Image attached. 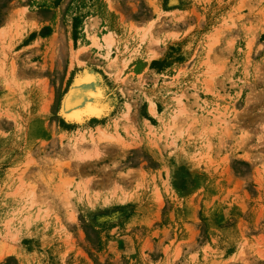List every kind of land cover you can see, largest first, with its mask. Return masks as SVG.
Instances as JSON below:
<instances>
[{"label":"rangeland","instance_id":"1","mask_svg":"<svg viewBox=\"0 0 264 264\" xmlns=\"http://www.w3.org/2000/svg\"><path fill=\"white\" fill-rule=\"evenodd\" d=\"M0 264H264V0H0Z\"/></svg>","mask_w":264,"mask_h":264},{"label":"bare ground","instance_id":"2","mask_svg":"<svg viewBox=\"0 0 264 264\" xmlns=\"http://www.w3.org/2000/svg\"><path fill=\"white\" fill-rule=\"evenodd\" d=\"M97 37L93 34H89L88 32H85V38H86V41L90 43V47L96 48L97 50H105V54L107 53L106 55L108 57L109 51L115 44L114 37L112 36V34H108V33L107 35L103 36L101 39ZM87 48L88 47L80 45L76 50L73 51L72 60L77 65H82V63L79 61V57L81 54H83L86 51ZM152 57H156V56H152ZM84 72L85 73L81 75L80 78L76 79L73 86L70 88L67 95L65 96L63 111H62V114L67 120H74L78 122V124L82 122L83 116L100 118V116L102 115V112H104L105 110L104 108L106 107V106H101L99 104V100L103 97L102 95L103 92L99 89V87L94 86L95 84L94 82L97 81L98 77H96L90 72L89 73L86 71ZM181 109H182L181 111L180 109L177 111L178 112L177 116L178 115L180 116L183 113L182 112L183 108ZM147 111H148V114L153 118L159 119V117L161 116V114L157 111L155 102L151 98L147 100ZM128 114L129 113H126L124 116L126 120L128 119ZM174 117L175 116H172L173 119ZM79 130L75 131L74 134L70 138V147H71V150L73 151V157L79 163L85 162L87 158H92V157L97 156V154H99L98 144L100 143L102 144L103 142L108 143V144H121L122 139H123V138L121 139V137H119L118 135L108 132L106 130V127L100 124H97L93 129L86 128L82 131H79ZM83 142H88V143L90 142L92 145V150L94 151H92V153L91 152L90 153L80 152L81 149H79V146ZM85 186L86 185H82V184L77 185L76 190L79 192H86ZM64 188H65V185H62L60 187V190H59L61 191L60 193L65 191ZM31 198L32 197H30V199ZM63 198H64V195H63Z\"/></svg>","mask_w":264,"mask_h":264},{"label":"crops","instance_id":"3","mask_svg":"<svg viewBox=\"0 0 264 264\" xmlns=\"http://www.w3.org/2000/svg\"><path fill=\"white\" fill-rule=\"evenodd\" d=\"M152 118H153V117H152ZM100 144H101V143H100ZM102 144H103V143H102ZM102 144H101V145H102ZM105 144H107V143H105ZM103 145H104V144H103ZM115 145H116V146H119L118 144H115ZM99 146H100V145H99ZM85 152H86V153H90V152H92V145H91V144L89 145V148H87V150H85Z\"/></svg>","mask_w":264,"mask_h":264}]
</instances>
